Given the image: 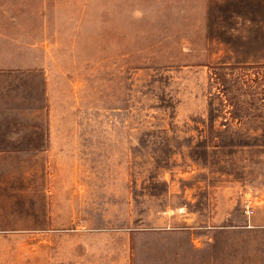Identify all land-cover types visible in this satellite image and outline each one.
<instances>
[{
	"label": "rangeland",
	"instance_id": "1",
	"mask_svg": "<svg viewBox=\"0 0 264 264\" xmlns=\"http://www.w3.org/2000/svg\"><path fill=\"white\" fill-rule=\"evenodd\" d=\"M0 264H264V0H0Z\"/></svg>",
	"mask_w": 264,
	"mask_h": 264
},
{
	"label": "built area",
	"instance_id": "2",
	"mask_svg": "<svg viewBox=\"0 0 264 264\" xmlns=\"http://www.w3.org/2000/svg\"><path fill=\"white\" fill-rule=\"evenodd\" d=\"M248 214H251L253 212V209L250 210V207L247 209Z\"/></svg>",
	"mask_w": 264,
	"mask_h": 264
}]
</instances>
